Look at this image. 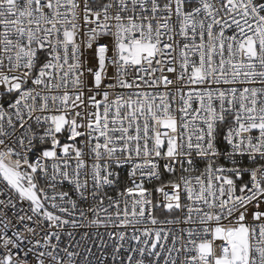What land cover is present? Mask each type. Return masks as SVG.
Masks as SVG:
<instances>
[{
	"label": "snow or ice",
	"instance_id": "snow-or-ice-1",
	"mask_svg": "<svg viewBox=\"0 0 264 264\" xmlns=\"http://www.w3.org/2000/svg\"><path fill=\"white\" fill-rule=\"evenodd\" d=\"M0 264H264V0H0Z\"/></svg>",
	"mask_w": 264,
	"mask_h": 264
},
{
	"label": "built area",
	"instance_id": "built-area-1",
	"mask_svg": "<svg viewBox=\"0 0 264 264\" xmlns=\"http://www.w3.org/2000/svg\"><path fill=\"white\" fill-rule=\"evenodd\" d=\"M221 147H222V149H223V147H224V145H221ZM221 163H223V161H221ZM167 178V177H166ZM247 178V177H246ZM155 183L156 182H153V183H146V187H149V188H153L154 186H155ZM114 194V193H113ZM157 215H160V212L158 211L157 212ZM109 230H111V229H109ZM81 233L82 232H84V231H91L92 233H95L96 231H100L102 234H104L105 235V237H106V230L105 229H103V228H101V229H96V228H84V229H80L79 230ZM131 232V229H129V233ZM109 251H110V249H109Z\"/></svg>",
	"mask_w": 264,
	"mask_h": 264
}]
</instances>
